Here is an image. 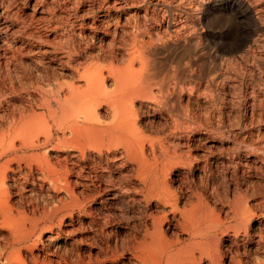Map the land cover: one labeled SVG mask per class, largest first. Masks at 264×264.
<instances>
[{
    "label": "bare ground",
    "instance_id": "6f19581e",
    "mask_svg": "<svg viewBox=\"0 0 264 264\" xmlns=\"http://www.w3.org/2000/svg\"><path fill=\"white\" fill-rule=\"evenodd\" d=\"M142 1L147 0H105V4L100 6L103 14L99 21L105 26L104 34L108 36L112 28L121 27L123 34L129 38L125 41V52L128 55L125 64H118L114 52L110 56L109 65L104 67L101 63L103 48H95L97 50L94 54L93 45L86 40V35L73 32L63 39L65 42L62 44L45 46L37 51L42 59H48L57 70L67 69L70 76L57 72L53 65L44 66L42 74L48 80L37 78L36 81L28 82L25 88L16 90L13 87L9 94L0 92V234L3 231L10 234L9 239L0 245V260L28 264L22 256L26 251L33 264H71L53 251L51 245L42 244L41 241L48 233L53 238L55 228L65 224V230L61 232L65 236L64 240L69 241L77 221L75 213L89 214L90 223L99 226L95 219L97 214L93 213L106 208V203L92 212V208L86 206L85 198L81 199L75 191L76 186H93L98 194L103 191L114 192L110 198L114 202L124 198L135 202L130 197L132 189L145 202L147 211L144 233L132 246V255L139 264H202L205 258L209 264H223L218 247L225 238L223 234H213L215 229L224 224L220 216L222 213L215 214L200 201V196L198 203L190 202L191 197L198 195H183V189L178 193L173 187L177 183L182 186L187 184L189 174L195 170L204 174L209 164L216 163V166L219 164L223 169L229 188H232L233 180L229 179L228 172L237 155L227 154L215 158L207 150L219 143L216 135L194 130L187 118L184 119L182 96L189 87L182 78V55L176 57V66H173L171 75L166 74L157 80L158 76L151 72L154 69L149 68L148 57L151 56L147 57L151 54V46L156 48L158 45L166 49L173 44H180L187 31V23L182 20L183 15H180L174 17L171 32H168L169 23L166 18L162 19L166 22V29L153 28L150 19H147L149 8L143 12L141 9L136 13L133 11ZM246 1H252L256 6L262 2ZM204 2L198 0L195 8L191 9L199 11L196 21L200 19ZM78 11L77 7L69 14L77 15ZM256 13L257 20L264 26L262 9L257 8ZM123 17L127 26L122 24ZM124 27H129L130 31H124ZM171 38L174 39L173 44ZM108 79L113 81L110 88L105 85ZM175 95L177 107L172 105ZM11 96L19 97L21 104L12 102ZM152 116L160 117L164 122L157 131L151 129L154 122L148 118ZM255 145H258V152L264 148V142ZM197 147L207 149H203L204 164L199 163L193 153ZM241 154L237 157L245 170L249 167V160H253V155L247 152ZM114 171L120 177L117 180L112 175ZM133 180L138 186L130 185ZM46 186L57 195L65 193L66 198L57 200L58 204L54 207L41 209L36 206L37 209L32 213L11 202L13 195L33 196L44 191ZM242 194L245 193H237L231 205L233 211L230 216L233 215L238 223L232 227L235 238L242 233L248 237V228L255 226L254 217L250 212L247 213L249 207L244 201L246 194ZM93 195L89 194L87 199ZM169 214L173 215L174 223L169 221ZM243 223H247L248 227L244 225L245 229H242ZM169 231L175 233V237L169 236ZM178 231L186 233L188 239L182 240ZM260 241H253V244L247 242L250 247H246V253L252 255L250 252L262 250L264 247ZM262 257L254 264H264Z\"/></svg>",
    "mask_w": 264,
    "mask_h": 264
},
{
    "label": "rangeland",
    "instance_id": "374dc122",
    "mask_svg": "<svg viewBox=\"0 0 264 264\" xmlns=\"http://www.w3.org/2000/svg\"><path fill=\"white\" fill-rule=\"evenodd\" d=\"M197 1L147 0L135 6L133 11L136 13L141 9L143 12L149 8L147 19H150L153 28L164 27L166 29V22L162 21L166 18L169 23L168 32L172 31L174 17L183 15L182 20L187 23L183 41L174 45V39L171 38L174 46L166 49L158 45L156 48L151 46L152 55H147V57L151 56L148 57L150 58L149 68H154V72L152 70L151 72L158 76L157 80H160L166 74L171 75L173 66H176V57L182 55V78L189 87H187L189 91L186 90L182 96L183 111H185L183 117L187 118L194 130L212 132L219 140V143L212 147L213 149H203L212 152L215 158L227 154L238 156L239 153L244 152L253 155L254 161L249 160V167L247 166L245 170L239 163V157H234L228 172L229 179L233 180L230 179L232 188H229L223 169L219 164L216 166V163L209 164L204 174L200 173V175L195 170L193 174H189L187 184L182 186L177 183L173 188L177 192L183 189L185 191H182L183 195L197 194V197L190 198V202L198 203L200 196V201L208 205L215 214L222 213L220 216L224 224L215 229L213 234H223L225 238L223 244L218 247L223 264H250L251 262L254 264L258 258L264 257V248L250 252L252 255L246 253V247H250L249 244H253V241L262 240L263 242H260L264 247V222H262L264 213V150L262 149L264 148H260L258 152L256 147L258 145H255L258 142H264V26L257 20L256 13L257 8H261L264 13V0L257 6L253 5L252 1L246 0H205L200 19L196 21V15H200L199 11H191V9L195 8ZM102 4H105V0H0V92L9 94L13 87L16 90L17 88L22 89L28 86V82L36 81L37 78L44 79L46 76L42 74L44 68L52 67L54 64L48 59H42L37 51L45 46L62 44L65 42L63 39L72 35L73 32L86 35V40L93 45L94 54L99 46L103 48L101 63L104 67L109 65L110 56L114 52L118 57V64H125L126 57H128L125 52L127 48L125 41L129 38L123 34L121 27L112 28L108 36L104 34L105 26L99 21L102 19L101 13L103 14L100 9ZM77 7L78 14L71 16L70 11ZM124 20V17L121 18L122 24L127 26ZM125 29L130 31L129 27H124L123 30ZM54 69L66 77L70 76L67 69L57 70L55 66ZM45 79L48 80V78ZM105 85L110 88L113 81L108 79ZM176 97L175 95L172 98V105L177 107ZM11 99L18 105L22 102L19 97ZM101 113L103 114L102 111ZM148 120L154 122L151 126L154 131L159 130L164 124L160 117L152 116ZM235 134L240 136L234 137ZM203 149L198 148L193 151L201 164L205 162ZM233 168L235 170L232 172ZM129 174H126V177ZM112 175L116 180L120 178L115 171ZM130 185L136 187L138 183L133 180ZM180 186L183 188L180 189ZM47 188L48 186L44 188V191H39L29 197L13 195L11 202L14 206L32 213L37 207L41 209L54 207L60 199L66 198L65 193L57 195ZM75 191L81 199L85 198L86 206L91 207L92 212L106 203V208L93 213L97 214L95 219L99 226L90 223L89 214L75 213L77 221H75L73 233L69 235V241L64 240L65 236L61 232L65 230V224L61 228H55L53 238L50 233L44 235L41 243L51 245L53 251L59 253L65 261L71 264H139L132 255V246L142 238L141 235L144 233L147 208L145 202L137 196L138 194L132 189L130 197L135 199V202H129L127 198L114 202L110 199L114 192L103 191L98 194V190L93 186L90 188L76 186ZM239 192L246 194L242 195L247 197L246 200L244 197L245 204L247 208L249 207L247 213L250 212L254 217L255 226L248 228V237L243 236L242 233L235 238L232 234V227L238 223L230 214L233 211L235 196ZM89 194H94L91 199H87ZM173 218V215L169 214V221L174 223ZM67 220L69 223L70 220ZM241 227L242 229L247 228V223H243ZM168 235L175 237V233L171 231ZM179 235L182 240L188 239L186 233L180 232ZM9 237L10 234L3 231L0 234V245H3ZM29 255L26 251L22 253L28 264H33ZM262 258L261 260L264 259ZM205 260L202 264H209L208 259L205 258ZM3 263L15 264L0 260V264Z\"/></svg>",
    "mask_w": 264,
    "mask_h": 264
}]
</instances>
